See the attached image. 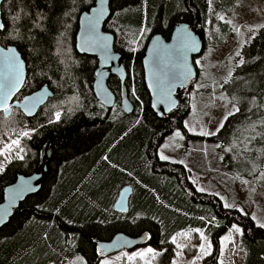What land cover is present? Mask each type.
<instances>
[{
	"label": "trees",
	"instance_id": "trees-1",
	"mask_svg": "<svg viewBox=\"0 0 264 264\" xmlns=\"http://www.w3.org/2000/svg\"><path fill=\"white\" fill-rule=\"evenodd\" d=\"M236 2L111 0L104 31L115 36V49L124 54L134 106L126 114L121 80L108 81L117 99L109 113L93 91L97 58L76 48L80 16L95 0H3L0 43L16 47L28 70L17 99L45 85L53 97L32 118L19 109L9 118L0 113V152L10 139L20 141L0 155V203L7 186L21 174L37 172L51 153L40 191L0 229V264H99L95 240L108 242L119 233L147 235V246L156 253L152 264H173L178 254L173 238L191 233L193 247L185 253L193 258L201 243L197 229L211 244L201 264H220L221 239L235 225L241 228L242 264H264V227L224 206L219 196L200 191L183 164L160 158L159 148L176 130L195 137L185 126L189 89L178 93L175 111L156 115L142 63L150 39L161 35L169 41L181 22L203 34L205 50L223 48L232 29L221 15ZM238 53L239 63L221 85L238 110L208 140L219 144L231 172L256 177L264 173V27ZM128 186L129 207L121 213L114 205Z\"/></svg>",
	"mask_w": 264,
	"mask_h": 264
},
{
	"label": "rangeland",
	"instance_id": "rangeland-1",
	"mask_svg": "<svg viewBox=\"0 0 264 264\" xmlns=\"http://www.w3.org/2000/svg\"><path fill=\"white\" fill-rule=\"evenodd\" d=\"M226 22L230 21L231 36L224 42V47L217 50L204 49L203 54L194 59L199 68L198 78L189 89L188 97L191 113L185 121L189 137L181 130H176L166 137L159 148V156L172 163H181L193 173V181L200 191L215 194L221 198L224 206L248 214L257 225H264V173L256 177L238 175L223 164V153L220 146L208 140L214 135H201V132L218 133L221 123L237 107L232 104L228 95L222 90L223 80L230 77L240 47L249 40L261 25H264V0H237L236 4L222 13ZM192 129V130H190ZM179 132L180 136L176 133ZM202 137V138H199ZM13 140L5 143L1 152ZM14 147V146H13ZM162 159V158H161ZM234 227L239 226L235 225ZM232 227L221 239L220 264H242L244 252L240 245V232ZM203 232V231H202ZM204 233V232H203ZM191 233L182 232L175 236L178 254L173 264H201L211 253V244L202 240L197 246L198 253L190 258L185 253L186 247H193ZM205 236V235H204ZM230 236L228 241L224 237ZM210 244L207 254L200 251V246ZM148 246L134 251H122L107 258L99 264H152L156 255L151 253L140 257L137 254L146 252ZM153 249V248H152ZM131 257V259H129ZM77 261V260H76ZM82 262H84L81 259Z\"/></svg>",
	"mask_w": 264,
	"mask_h": 264
},
{
	"label": "water",
	"instance_id": "water-1",
	"mask_svg": "<svg viewBox=\"0 0 264 264\" xmlns=\"http://www.w3.org/2000/svg\"><path fill=\"white\" fill-rule=\"evenodd\" d=\"M2 4L0 0V24L2 19ZM111 0H95V5L83 12L79 19V30L76 37V48L81 55L95 57L98 68L95 72L93 86L94 95L109 113L116 104V96L110 90L108 81L111 76L118 77L123 86L122 109L126 114L133 113L134 106L128 97L126 81L128 77L124 64V54L115 49V36L104 31V25L110 18ZM102 13V15H100ZM97 20L95 30L89 31V22ZM4 28V27H3ZM3 29H0V31ZM205 39L200 31L193 30L186 23H178L169 41L161 35H154L142 55L145 72V83L151 96V108L158 116H168L179 107L178 93L190 89L198 78V70L194 59L203 54ZM8 49H14L15 54L23 64L22 84L8 100V110L0 106V113L9 118L14 108L19 109L26 117H35L39 110L53 97L48 86L17 99L27 79V64L21 53L14 46L4 47L0 43V71L3 70V57ZM30 109V111H29ZM44 158L39 170L31 175L21 174L16 181L5 188L4 200L0 203V229L8 224L15 210L27 197L38 193L47 175V160ZM132 195L130 186L121 190L114 208L124 213L128 210ZM97 251L102 258H107L122 251H134L147 246L148 236L131 237L119 233L111 241L95 240Z\"/></svg>",
	"mask_w": 264,
	"mask_h": 264
},
{
	"label": "snow or ice",
	"instance_id": "snow-or-ice-1",
	"mask_svg": "<svg viewBox=\"0 0 264 264\" xmlns=\"http://www.w3.org/2000/svg\"><path fill=\"white\" fill-rule=\"evenodd\" d=\"M100 15H102V13H100ZM221 19H223V17H221ZM98 21L97 20H92L89 22V31L93 32L95 30V25ZM230 23V21H229ZM4 25L0 24V29H3ZM260 27H264V25H261ZM237 55H239V53H237ZM3 70L0 71V106L3 107V109L5 111L8 110V100L9 98L16 92L19 90V87L22 84V77H23V64L22 62L19 60V58L17 57V55L15 54V50L14 49H8L7 53L4 55L3 57ZM238 110V109H237ZM30 111V109H29ZM233 113H229L228 115H232ZM57 119H59V114H57ZM225 119H227V117H225ZM220 127H223V123H221ZM192 130V129H190ZM201 135H215V133H208V132H201L199 133ZM24 136H28L29 133L25 132L23 133ZM177 136H180V133L177 132L176 133ZM20 141L19 139L13 140L10 144H8L6 146L5 152H10L13 148V146L19 147ZM5 152H0V155H4ZM21 159L23 157H20ZM162 159H168V157L166 156H162ZM226 207L228 205H225ZM261 227H264V225H261ZM199 232L200 237L202 240L207 241V237L204 236V233L200 230H196ZM234 231L236 232H241V229H239L238 227H234ZM231 237L230 236H226L224 237L225 241L230 240ZM173 242H175V237L173 238ZM210 248V244H208L207 246L205 244H202L200 246V251L202 253L207 254L208 250ZM153 254L155 255L156 253H154V250L152 248H148L146 250V252H141L138 253L137 255L140 257H144L147 254ZM129 259H131V257H129Z\"/></svg>",
	"mask_w": 264,
	"mask_h": 264
},
{
	"label": "flooded vegetation",
	"instance_id": "flooded-vegetation-1",
	"mask_svg": "<svg viewBox=\"0 0 264 264\" xmlns=\"http://www.w3.org/2000/svg\"><path fill=\"white\" fill-rule=\"evenodd\" d=\"M8 47H9V46H8ZM22 98H23V97H22ZM22 98H21V99H22ZM21 99H19V100H21ZM14 109H15V108H14ZM13 111H14V110H13ZM2 114H4V113H2Z\"/></svg>",
	"mask_w": 264,
	"mask_h": 264
},
{
	"label": "built area",
	"instance_id": "built-area-1",
	"mask_svg": "<svg viewBox=\"0 0 264 264\" xmlns=\"http://www.w3.org/2000/svg\"><path fill=\"white\" fill-rule=\"evenodd\" d=\"M59 116H60V113H59Z\"/></svg>",
	"mask_w": 264,
	"mask_h": 264
}]
</instances>
